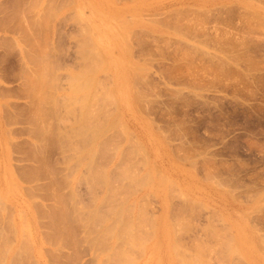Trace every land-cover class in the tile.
I'll return each mask as SVG.
<instances>
[{
	"label": "rangeland",
	"instance_id": "1",
	"mask_svg": "<svg viewBox=\"0 0 264 264\" xmlns=\"http://www.w3.org/2000/svg\"><path fill=\"white\" fill-rule=\"evenodd\" d=\"M0 199V264H264V0H0Z\"/></svg>",
	"mask_w": 264,
	"mask_h": 264
},
{
	"label": "bare ground",
	"instance_id": "2",
	"mask_svg": "<svg viewBox=\"0 0 264 264\" xmlns=\"http://www.w3.org/2000/svg\"><path fill=\"white\" fill-rule=\"evenodd\" d=\"M35 5H36V4H35ZM71 5H72V4H71ZM50 8H52V6H51ZM50 8H47V9H50ZM50 10H51V9H50ZM59 11H60V10H59ZM77 12H78L79 15H81V12H79V10H77ZM248 12H249V11H248ZM251 12H252V11H251ZM28 13H29V12H28ZM53 13H54V12H53ZM75 13H76V11H75ZM255 13H256V12H255ZM76 14H77V13H76ZM164 14H165V13H164ZM252 14H254V12H252ZM43 15H44V14H43ZM47 15H48V14H47ZM256 15H257V14H256ZM44 16H45V15H44ZM48 16H49V15H48ZM46 17H47V16H46ZM81 17H82V15H81ZM254 17H255V16H254ZM257 17H259V16H257ZM50 18H51V16H50ZM52 18H53V17H52ZM48 19H49V18H48ZM74 19H76V18H74ZM41 20H42V19H41ZM260 20H261V19H260ZM43 21H45V20H43ZM48 21H49V20H48ZM41 22H42V21H41ZM76 22H77V21H76ZM105 22H106V21H105ZM37 24H38V23H37ZM2 25H3V24H2ZM43 25H44V24H43ZM86 25H87V24H86ZM31 26H33V25H31ZM34 26H36V25H34ZM24 27H25V26H24ZM37 27H38V26H37ZM43 27H44V26H43ZM47 27H48V26H47ZM125 28H127V27H125ZM43 29H44V28H43ZM87 29H88V28H87ZM106 29H107V28H106ZM106 29H105V30H106ZM25 30H26V29H25ZM80 30H82V29H80ZM108 30H109V29H108ZM30 31H31V30H30ZM87 32H88V31H87ZM85 33H86V32H85ZM109 33H110V32H109ZM109 33H108V34H109ZM80 34H81V33H80ZM83 34H84V31H83ZM21 35H22V34H21ZM88 35H89V34H88ZM44 39H45V38H44ZM46 40H47V39H46ZM91 41H92V40H91ZM39 42H40V41H39ZM44 42H45V41H44ZM84 42H85V39H84ZM87 42H88V41H87ZM125 42H126V41H125ZM45 43H46V42H45ZM92 43H93V42H92ZM92 43H91L90 46H92V50L94 49L93 51L96 52V50H95L96 46H95V48H93V44H92ZM125 44H126V43H125ZM43 45H44V44H43ZM40 46H41V45H40ZM87 46H89V45H87ZM90 46H89V48H90ZM79 47H80V46H79ZM85 47H86V46H85ZM125 47H126V45H125ZM32 48H33V47H32ZM39 48H40V47H39ZM40 49H41V48H40ZM80 49H81V47H80ZM90 49H91V48H90ZM90 49L87 50V51H90ZM42 50H43V49H42ZM30 51H31V50H30ZM83 51H85V50H83ZM41 52H42V51H41ZM98 53H99V55H100V52L97 50V56L95 55L96 57H99V56H98ZM33 54H34V53H33ZM81 54H82V53H81ZM90 55H91V54H90ZM46 56H47V55H46ZM83 56H85V54H84ZM88 56H89V55H88ZM88 56H87V57H88ZM100 56L102 57V55H100ZM91 57H92V56H91ZM93 57H94V56H93ZM40 58H41V57H40ZM42 58H44V57H42ZM49 58H50V57H49ZM96 59L99 60L100 58H99V59L96 58ZM96 59H95V60H96ZM101 59H103V57H102ZM101 59H100V60H101ZM39 60H40V59H39ZM95 60H94V61H95ZM92 61H93V60H92ZM102 61H103V60H102ZM41 62H42V61H41ZM41 62H40V63H41ZM38 63H39V62H38ZM45 63H48V62H45ZM52 63H53V62H52ZM94 63H95V62H94ZM33 64H34V63H33ZM90 64H91V63H90ZM90 64H89V65H90ZM41 65H42V64H41ZM92 65H95V64H92ZM92 65H91V66H92ZM97 65H98V64H97ZM97 65H96V67H97ZM42 66H43V65H42ZM51 66H53V65H51ZM55 66H56V65H55ZM100 66H101V65H100ZM106 66H107V65H106ZM37 67H38V66H37ZM96 67H95V68H96ZM98 67H99V66H98ZM39 68H40V67H39ZM47 68H49V67H47ZM93 68H94V67H93ZM105 68H106V67H105ZM27 69H28V68H27ZM37 69H38V68H37ZM37 69H35V70H37ZM96 69L98 70L99 68H96ZM140 69H141V68H140ZM142 69H143V68H142ZM92 70H93V69H92ZM39 71H40V70H39ZM39 71H38V72H39ZM47 71H48V70H47ZM95 71H96V70L94 69L92 73H94ZM104 71H105V70H104ZM45 72H46V71H45ZM52 72H53V71H52ZM24 73H25V72H24ZM84 73H85V71H84ZM51 74H52V73H51ZM90 74H91V73H90ZM90 74H88V76H89ZM134 74H135V73H134ZM46 75H47V74H46ZM48 75H49V74H48ZM54 75H55V74H54ZM80 75H81V74H80ZM82 75H83V73H82ZM84 75H87V74L85 73ZM73 76H74V77L76 76L75 78H76V80H77V73H76V75L73 74ZM52 77H53V75H52ZM83 77H84V76H83ZM85 77H86V76H85ZM90 77H92V76H90ZM71 78H73V77H71ZM88 78H89V77H88ZM136 78H137V76H136ZM48 79H49V78H48ZM54 79H55V78H54ZM73 79H74V78H73ZM81 79H82V80L84 79V81H85V78H82V77H81ZM91 79H92V78H91ZM91 79L88 80V81H86V82L91 81ZM44 80H45V78H44ZM44 80H43V81H44ZM74 80H75V79H74ZM82 80H80V79L78 78V81L82 82ZM93 80H95L94 77H93ZM24 81H25V80H24ZM26 81H27V80H26ZM40 81H42V79H41ZM51 81H53V80H51ZM133 81H134V80H133ZM133 81H132V82H133ZM44 82H45V81H44ZM72 82H73V81H72ZM80 82H77V83H78L77 85H79ZM91 82H92V81H91ZM91 82H90V83H91ZM31 83H33V82H31ZM90 83H89V84H90ZM42 84H43V83H42ZM47 84H48V83H47ZM55 84H56V83H55ZM80 84H81V83H80ZM85 84H87V83H85ZM93 84H94V83H93ZM93 84H92V85H93ZM95 84H98V83L96 82ZM35 85L37 86L38 84H35ZM35 85H34V87H35ZM45 85H46V84H45ZM28 86H29V85H28ZM82 86H83V85H82ZM88 86H89V85L87 84V86H83V87L86 88V90H87V87H88ZM90 86H91V85H90ZM95 86H96V85H95ZM32 87H33V86H32ZM41 87H42V86H41ZM44 87H46V86H44ZM74 87H76V86H73V85H72V88H74ZM83 87H82V88H83ZM96 87H97V86H96ZM24 88H25V87H24ZM38 88H39V87H38ZM77 88H78V87H77ZM79 88H80V86H79ZM88 88H89V87H88ZM94 88H95V87H94ZM94 88H93V89H94ZM40 89H41V88H40ZM74 89H75V88H74ZM93 89H92V90H93ZM28 90H29V89H28ZM37 90H38V89H37ZM37 90H36V91H37ZM48 90H49V89H48ZM48 90H47V91H48ZM52 90L55 91L54 89H52ZM82 90H84V89H82ZM82 90L80 89V91H82ZM110 90H112V89H110ZM34 91H35V90H34ZM75 91H77L78 93L80 92L79 89H78V90H75ZM75 91H74V93H75ZM90 91H91V90H90ZM87 92H88V91H87ZM87 92H84V93H86V95H87ZM92 92H93V91H92ZM111 92H113V91H110V93H111ZM32 93H33V92H32ZM78 93H76V95H77ZM88 94H89V92H88ZM94 94H96V93H94ZM94 94H93V95H94ZM81 95H83V94H81ZM84 95H85V94H84ZM86 95H85V98H86ZM90 95L92 96V94H90ZM90 95H89V96H90ZM97 95H98V94H97ZM105 95H106V94H105ZM107 95H108V94H107ZM107 95H106V99H104V100H109V99H111V98H108V99H107V97H109V96H110V97H113L112 94H111V95L109 94L108 96H107ZM33 96H34V95H33ZM33 96H32V97H33ZM43 96H44V95H43ZM49 96H51V95H49ZM41 97H42V96H41ZM51 97H53V94H52ZM72 97H73V96H72ZM42 98H43V97H42ZM46 98H47V97H46ZM68 98H69V97H68ZM73 98H74V97H73ZM78 98H79V97H78ZM78 98H77V100H78ZM82 98H84V97H82ZM90 98H91V97H90ZM96 98H97V97H96ZM101 98H103V97H101ZM35 99H36V98H35ZM53 99H54V98H53ZM74 99H75V98H74ZM74 99H73V100H74ZM79 99H80V98H79ZM113 99H114V97H113ZM113 99H112V100H113ZM31 100H32V99H31ZM70 100H71V98H70ZM81 100H82V99H81ZM84 100H85V99H84ZM92 100H93V99H92ZM98 100H99V99H98ZM104 100H103V102H105ZM39 101H40V100H39ZM51 101H52V100H51ZM53 101H54V100H53ZM53 101H52V102H53ZM57 101H58V100H56V102H57ZM67 101H68V100H67ZM71 101H72V100H71ZM82 101H83V100H82ZM82 101H80V100L78 101V102H80V106H82L83 104H86V103L84 102V103L81 105V102H82ZM88 101H91V100H88ZM114 101H116V100H114ZM33 102H34V101H33ZM44 102H45V101H44ZM44 102H43V103H44ZM46 102H47V101H46ZM58 102H59V101H58ZM64 102H65V101H64ZM86 102H87V101H86ZM97 102H98V101H97ZM108 102H109V101H106L105 103L107 104ZM36 103H37V102H36ZM53 103H55V102H53ZM66 103H67V102H66ZM68 103H69V101H68ZM88 103H89V102H88ZM88 103H87V104H88ZM95 103H96V102H95ZM100 103H101V102H100ZM100 103H99V105H100ZM105 103H104V104H105ZM109 103H110V102H109ZM109 103H108V104H109ZM111 103H112V102H111ZM111 103H110V105H111ZM41 104H42V102H41ZM76 104H77V103H76ZM76 104H75V105H76ZM90 104H91V102L89 103V105H90ZM42 105H43V104H42ZM48 105H49V104H47V106H48ZM60 105H62V104H60ZM72 105H73V104H72ZM92 105H93V104H92ZM92 105H91V107H92ZM99 105H98V106H99ZM35 106H36V105H35ZM37 106H38V105H37ZM40 106H41V105H40ZM73 106H74V105H73ZM86 106H87V105H86ZM86 106H83L84 108H82V109H85ZM101 106L104 108V106H103L102 104H101ZM101 106H100V109H101ZM38 107H39V106H38ZM53 107H54V106H53ZM68 107H69V106H68ZM71 107H72V106H71ZM91 107H90V108H91ZM94 107H95V106H94ZM59 108H60V107H59ZM59 108H58V109H59ZM74 108H75V107H74ZM90 108H89V109H90ZM92 108H93V107H92ZM97 108H98V107H97ZM60 109H61V108H60ZM71 109H72V108H71ZM76 109H77V108H76ZM79 109H80V108H79ZM79 109H78V110H79ZM106 109H107V108H106ZM32 110H33V109H32ZM32 110H30V111H32ZM37 110H38V109H37ZM37 110H36V111H37ZM42 110H43V109H42ZM65 110H66V109H65ZM90 110H91V109H90ZM96 110H97V109H96ZM34 111H35V110H34ZM63 111H64V110H63ZM82 111H83V110H81V112H82ZM85 111H86V109H85ZM87 111H88V110H87ZM93 111L95 112V109H94ZM99 111H100V110H99ZM99 111H98V112H99ZM58 112H60V111H58ZM69 112H70V111H69ZM69 112H68V113H69ZM72 112H73V110H72ZM77 112H78V111H77ZM88 112H90V111H88ZM101 112H102V111H101ZM30 113H31V112H30ZM45 113H47V112L45 111ZM45 113H44V114H45ZM63 113H64V112H63ZM78 113H80V112H78ZM78 113H77V114H78ZM86 113H87V112H86ZM91 113H92V112H91ZM102 113H103V112H102ZM34 114H35V113H34ZM70 114H71V113H70ZM97 114H99V113H97ZM104 114H105V113H104ZM32 115H33V114H32ZM35 115H36V114H35ZM46 115H47V114H46ZM84 115H85V113H84ZM87 115H88V113H87ZM89 115H90V113H89ZM93 115H95V114H93ZM100 115H101V114H100ZM100 115H99V116H100ZM38 116H39V115H38ZM60 116H61V115H60ZM70 116H71V115H70ZM82 116H83V114H82ZM96 116H97V115H96ZM110 116H111V115H110ZM116 116H117V115H116ZM48 117H49V116H48ZM78 117H80V116H78ZM42 118H43V116H42ZM44 118H47V116H45ZM62 118H63V117H62ZM66 118H67V117H66ZM76 118H77V117H75V119H76ZM84 118H85V117H84ZM87 118H88V117H87ZM89 118H90V117H89ZM89 118H88V119H89ZM93 118H94V120L96 121V118H95L94 116H93ZM106 118H107V117H106ZM106 118H104V120H105ZM80 119H82V118L80 117ZM80 119H79V120H80ZM88 119H87V120H88ZM98 119H99V117H98ZM98 119H97V120H98ZM115 119H117V118H115ZM115 119H113V120H115ZM118 119H119V118H118ZM35 120H36V119H35ZM52 120H53V119H52ZM76 120H77V119H76ZM84 120H85V119H84ZM89 120H90V119H89ZM89 120H88V122H89ZM92 120H93V119H92ZM94 120H93V121H94ZM107 120H108V119H107ZM107 120H106L105 123H106L107 125H109V126H110V124H111L112 122L115 123L113 120H111L110 124H108V123H107ZM36 121H37V120H36ZM41 121H42V119H41ZM90 121H91V120H90ZM98 121H99V120H98ZM117 121H118V120H117ZM50 122H51V121H50ZM68 122H69V121H68ZM79 122H80V121H79ZM79 122H77V124H79ZM99 122H100V121H99ZM102 122H103V121H101V123H99V125H100V124H104V123H102ZM108 122H109V120H108ZM53 123H54V122H53ZM81 123H83L82 120H81ZM94 123H95V122H94ZM94 123L92 124V125L94 126V127H92V128H95V129H91V130H95V132L98 130V131L96 132V135H97L100 131H99V128L96 129V127H99V125H98V126L96 125V127H95ZM96 123H97V121H96ZM96 123H95V124H96ZM43 124H44V123H43ZM58 124H59V123H58ZM84 124L86 125V122H85ZM88 124L90 125V123H88ZM75 125H76V124H75ZM92 125H90V126H92ZM107 125H104V127H106ZM37 126H38V125H37ZM67 126H68V125H67ZM77 126H78V125H77ZM111 126H112V124H111ZM47 127H48V126H47ZM71 127H72V125H71ZM73 127H74V125H73ZM80 127H81V126H80ZM100 127L102 128V126H100ZM52 128H53V127H52ZM101 128H100V129H101ZM110 128H111V127H110ZM33 129H34V128H33ZM65 129H66V128H65ZM67 129H68V128H67ZM72 129H73V128H72ZM79 129H80V128H79ZM79 129H78V130H79ZM84 129H86V128H84ZM107 129H109L108 126H107ZM37 130H38V129H37ZM59 130H60V129H59ZM68 130H69V129H68ZM73 130H74V129H73ZM82 130H83V129H82ZM89 130H90V129H89ZM102 130H103V128H102ZM105 130H106V129H104L103 131H105ZM54 131H55V130H54ZM79 131H81V130H79ZM79 131H78V133H80ZM86 131H87V130H86ZM103 131H101V132H103ZM106 131H107V130H106ZM106 131H105V132H106ZM37 132H39V131H37ZM40 132H41V131H40ZM45 132H46V131H45ZM47 132H48V131H47ZM64 132H66V131H64ZM67 132H68V131H67ZM72 132H73V131H71L70 133H72ZM74 132H75V131H74ZM91 132H92V131H91ZM108 132H109V130H108ZM49 133H50V132H49ZM56 133H57V132H56ZM81 133H84V132L81 131ZM85 133H86V132H85ZM87 133H88V132H87ZM103 133H104V132H103ZM106 133H107V132H106ZM93 134L95 135L94 132H93ZM40 135H43V134H40ZM40 135L38 134V135H36V136H40ZM64 135H65V134H64ZM82 135H83V134H82ZM82 135H81V137H82ZM100 135H102V134H100ZM33 136H34V135H33ZM52 136H53V135H52ZM66 136H67V135H66ZM85 136H86V135H85ZM85 136H84V137H85ZM97 136H98V135H97ZM103 136L106 137L107 135H102L101 138H103ZM40 137H42V136H40ZM55 137H56V136H55ZM72 137H73V136H72ZM72 137H71V138H72ZM84 137H83V138H84ZM67 138H70V137L67 136L66 139H67ZM87 138H89V136L86 137V138H84V139H87ZM36 139H37V138H36ZM42 139H44V138L42 137ZM42 139H41V141H43ZM60 139H61V138H60ZM72 139H73V138H72ZM78 139H79V138H78ZM91 139L93 140V137H91ZM98 139H100V137H99ZM104 139H105V138H104ZM104 139H103V141H104ZM38 140H39V139H38ZM55 140H56V139H55ZM81 140H82V139H81ZM88 140H90V139H88ZM94 140H95V138H94ZM105 140H107V139H105ZM41 141H38V142H41ZM82 141H83V140H82ZM85 141H86V140H85ZM95 141H96V140H95ZM103 141H102V142H103ZM107 141H108V140H107ZM107 141H105V142H107ZM46 142H47V141H46ZM99 142H100V141H99ZM99 142H98V144H99ZM84 143H85V142H84ZM84 143L82 142L81 145L84 144ZM89 143H90V142H89ZM91 143H92V141H91ZM91 143H90V144H91ZM39 144H40V143H38V146H39ZM41 144H42V143H41ZM44 144H45V143H44ZM77 144H78V143H77ZM90 144H89V145H90ZM92 144H94V141H93ZM98 144H97V145H98ZM103 144H104V142H103ZM103 144H101V145H103ZM105 144H106V143H105ZM89 145H88V146H89ZM98 146L100 147V145H98ZM79 147H80V146H79ZM79 147H78V149H79ZM90 147H91V146H90ZM39 148H40V147H39ZM41 148H43V147L41 146ZM41 148H40V149H41ZM82 148H83V146H82ZM84 148H85V147H84ZM86 148H87V147H86ZM115 148H116V147H115ZM35 149H36V148H35ZM101 149H102V148H101ZM87 150H90V149H87ZM95 150H96V149H95ZM99 150H100V149H99ZM80 151H81V150H80ZM91 151H92V150H91ZM97 151H98V150H97ZM105 151H106V150H105ZM108 151H109V149H107V153H108ZM32 152H33V151H32ZM83 152H84V151H83ZM99 152H100V151H99ZM41 153H42V152H41ZM93 153H94V151H93ZM80 154H81V152H80ZM88 154H89V152H88ZM96 154H97V152H96ZM102 154H103V153H102ZM78 155H79V154H78ZM78 155H77V156H78ZM85 155H87V154H85ZM92 155H95V154H92ZM92 155H91V156H92ZM79 156H80V155H79ZM87 156H88V155H87ZM87 156H85V157H87ZM99 156H100V155H99ZM83 157H84V156H83ZM88 157H89V156H88ZM93 157H94V156H93ZM96 157H97V156H96ZM76 159H77V158H76ZM78 159H79V161H80V158H79V157H78ZM93 159H94V158H93ZM93 159H92V161H93ZM95 159H96V158H95ZM84 160H85V159H84ZM90 160H91V158H90ZM90 160L87 162V163H88V166H91V165H90L91 163L89 164V162H92V161H90ZM41 161H42V160H41ZM95 162H96V161H95ZM92 164H93V163H92ZM95 164H96V163H95ZM85 165H86V164H85ZM88 166H85V167H88ZM78 167H79V166H78ZM85 167H84V168H85ZM91 167H93V166H91ZM95 167H96V166H95ZM97 167H98V166H97ZM98 168H99V167H98ZM102 168H104V166H103ZM76 169H77V168H76ZM89 169H90V171H88L89 173H87V174H90V172H92V169H91L90 167H89ZM89 169H88V170H89ZM96 169H97V168H95V170H96ZM99 170H100V169H99ZM104 172H105V171H104ZM96 173H98V172H96ZM99 173H100V171H99ZM87 174H85V175L88 176ZM91 174H92V173H91ZM102 174H103V173H102ZM106 174H107V173H106ZM93 175H94V174H93ZM97 176H98V175H97ZM97 176H96V177L93 176V178L99 179V178H97ZM106 176L108 177V175H106ZM106 176H105V177H106ZM114 176H116V175H114ZM84 177H85V176H84ZM99 177H100V176H99ZM105 177H104V178H105ZM109 177H110V176H109ZM91 178H92V177H91ZM119 178H120V177H119ZM84 179H85V178H84ZM89 179H90V178H89ZM108 180H109V179H108ZM108 180H107V181H108ZM110 180H111V179H110ZM90 181H92V180H90ZM94 181H95V179H94ZM84 182L86 183V180H85ZM102 183H103V181H102ZM117 183H118V182H117ZM121 183H122V182H121ZM103 184H104V183H103ZM109 184H111V182H109ZM53 185H54V184H53ZM89 185H90V184H89ZM91 185H92V184H91ZM96 185H97V184H96ZM106 185H107V184H106ZM106 185H105V186H106ZM119 185H120V184H119ZM87 186H88V184H87ZM93 186H95V184L92 185V187H93ZM103 186H104V185H103ZM103 186H102V187H103ZM105 186H104V187H105ZM109 186H110V185H109ZM116 186H117V185H116ZM116 186H115V187H116ZM13 187H14V186H13ZM73 187H74V186H73ZM88 187H89V186H88ZM88 187H87V188H88ZM92 187H91V188H92ZM102 187H101V188H102ZM104 187H103V188H104ZM107 187H108V186H107ZM91 188H90V189H91ZM93 188H95V187H93ZM121 188H122V187H121ZM121 188H120V189H121ZM88 189H89V188H88ZM105 189H106V188H105ZM117 189H118V188H117ZM120 189H119V190H120ZM111 190H112V189H111ZM115 190H116V188H115ZM87 191H88V190H87ZM108 191H109V190H108ZM74 192H75V191H74ZM90 192H91V191H90ZM110 192H111V191H110ZM115 192H118V191H115ZM121 192H122V191H121ZM71 193H72V192H71ZM118 193H119V192H118ZM55 194H56V193H55ZM116 194H117V193H116ZM107 195H108V194H107ZM120 195H121V194H120ZM109 196H111V195H109ZM55 197H57V196H55ZM103 197H104V196H103ZM115 197H117V196H114V198H115ZM104 198H105V197H104ZM104 198H103V199H104ZM109 198H110V197H109ZM109 198H108V199H109ZM58 199H59V198H58ZM95 199H96V198H95ZM103 199H102V200H103ZM105 199H107V197H106ZM111 199H112V198H111ZM0 200H1V199H0ZM73 200H74V199H73ZM92 200H93V199H92ZM116 200H117V198H116ZM116 200H115V201H116ZM119 200H120V199H119ZM2 201H3V200H2ZM95 202H96V201H95ZM97 202H98V201H97ZM100 202L102 203L101 200L99 201V203H100ZM115 203H116V202H115ZM120 203H121V202H120ZM120 203H119V204H120ZM102 204H103V203H102ZM119 204H118V205H119ZM4 205H5V204H4ZM94 205H95V203H94ZM99 205L101 206V204H99ZM115 205L117 206V204H115ZM119 206H120V205H119ZM92 207H93V206H92ZM117 207H118V206H117ZM132 207H133V206H132ZM132 207H131V208H132ZM100 208H101V207H100ZM105 208H106V207H105ZM115 208H116V207H115ZM94 210H96V211H94V212H97V209H95V207H94ZM118 210H119V208H118ZM120 210H121V209H120ZM125 210H126V209H125ZM1 211H2V210H1ZM88 211H90V210H88ZM108 211H109V210H108ZM111 211H112V210H111ZM121 211H122V210H121ZM127 211H128V210H127ZM98 212H99V209H98ZM112 212H113V211H112ZM114 212H115V211H114ZM117 212L119 213V211H117ZM92 213H93V212H92ZM101 213H102V212H101ZM109 213H110V212H109ZM89 214H90V213H89ZM106 214H107V213H106ZM110 214H111V213H110ZM112 214H113V213H112ZM119 214H121V212H120ZM92 215H96V214L93 213ZM103 215H104V214H103ZM114 215H115V214H114ZM116 215H117V214H116ZM122 215H123V214H122ZM90 216H91V214H90ZM90 216H88L87 218H90ZM120 216H121V215H120ZM92 217H93V216H92ZM94 217H95V216H94ZM96 217L98 218V215H97ZM9 218H10V217H9ZM59 218H60V217H58V219H59ZM61 218H62V217H61ZM99 218H100V217H99ZM93 219H95V218H93ZM100 219H101V218H100ZM104 219H105V218H104ZM108 219H110V218H108ZM4 220H5V219H4ZM64 220H65V219H64ZM98 220H99V219H98ZM115 220H116V219H115ZM118 220H119L118 222L122 223V222H121L122 219L120 220V218H118ZM7 221H9V220H7ZM105 221H106V220H105ZM89 222H90V221H89ZM57 223L62 224V223L59 222V221H58ZM111 223H112V222H111ZM123 223H124V222H123ZM123 223H122L121 225H123ZM126 223H127V222H126ZM137 223H138V222H137ZM23 224H24V223H23ZM82 224H86V223H82ZM116 224H117V223H116ZM109 225H110V224H109ZM11 226H12V225H11ZM55 226L58 227V225H56V224H55ZM62 226H63V225H62ZM62 226L59 227V228H55V229H56V230H57V229L60 230V228H62ZM67 226H68V225H67ZM83 226H84V225H83ZM101 226H102V225H101ZM123 226H124V225H123ZM123 226H122V227H123ZM128 226H129V225H128ZM130 226H132V225L130 224ZM130 226H129V227H130ZM64 227H65V228H64ZM64 227H63V229H66V226H64ZM106 227H108V226H105V228H106ZM111 227H112V226H111ZM122 227H120V228L122 229ZM125 227H126V226H125ZM51 228H52V227H51ZM105 228H104V229H105ZM127 228H128V227H127ZM131 228L133 229L134 226L131 227ZM136 228H137V226H136ZM11 229H12V227H11ZM128 229H129V228H128ZM132 229H129V230L132 231ZM106 230H107V231H106ZM108 230H109V228H106V229H105V232H107V235L109 234V233H108ZM126 230H127V229H126ZM14 231H15V230H14ZM54 231H55V230H54ZM65 231H66V230H65ZM112 231H114V229H113ZM112 231H111V232H112ZM131 231H129V232H131ZM58 232H59V231H58ZM62 232H63V230H62ZM69 232H70V231H69ZM100 232H101V231H100ZM114 232H115V231H114ZM119 232H120V230H119ZM119 232H118V233H119ZM125 232H127V231H125ZM65 233H66V232H65ZM83 233H84V232H83ZM103 233H104V232H103ZM103 233H102V234H103ZM121 233H122V232H121ZM13 234H14V233H13ZM60 234H61V233L59 232V235H60ZM85 234H86V233H85ZM104 234H106V233H104ZM116 234H117V232H116ZM56 235L58 236V234H56ZM126 235H129V234H126ZM130 235H131V233H130ZM132 235H133V234H132ZM134 235H135V234H134ZM137 235H138V234H137ZM60 236H61V235H60ZM60 236H59V238H60ZM103 236H105V235H103ZM61 237H62V236H61ZM95 237H96V236H95ZM112 237H113V234H112ZM129 237L131 238V236H128V238H129ZM134 237H135V236H134ZM134 237H133V238H134ZM23 238H24V237H23ZM65 238H66V237H65ZM100 239H102V238H100ZM135 239H136V238H135ZM137 239H138V238H137ZM59 240H60V239H59ZM59 240H58V241H59ZM95 240H96V239H95ZM110 240H111V239H110ZM106 241H107V240H106ZM106 241H105V242H106ZM133 241H134V239H133ZM26 242H27V241H26ZM101 242H102V241H101ZM108 242H109V241H108ZM131 242H132V241H131ZM96 243H97V242H96ZM136 243H137V242H136ZM97 244H98V243H97ZM103 244H104V243H103ZM134 244H135V243H134ZM91 245H92V244H91ZM107 245H108V244H107ZM136 245H137V244H136ZM60 246H61V245H60ZM104 246H105V245H104ZM134 246H135V245H134ZM137 246H138V245H137ZM137 246H136V247H137ZM56 247H57V246H56ZM30 249H31V248H30ZM105 249H106V248H105ZM133 249H134V248H133ZM105 251H106V250H105ZM105 251H104V252H105ZM102 252H103V251H102ZM111 252H112V251H111ZM114 252H115V251H114ZM119 252H120V251H119ZM29 254H31V253L29 252ZM112 255H115V254H112ZM117 255H118V254H117ZM107 256H108V255H107ZM121 257H122V256H121ZM121 257H120V258H121ZM104 258H107V257L105 256ZM109 258H113V257L111 256V257H109ZM109 258H108V261H109ZM117 258H118V256H117ZM123 259H124V257H123ZM34 260H35V259H34ZM104 260L107 262V259H104ZM111 260H112V259H111ZM113 260H114V259H113ZM183 260H184V259H183ZM183 260H182L181 263L184 264L185 261H183ZM111 262H112V261H111ZM114 262H115V261H114ZM114 262H113V263H114ZM108 263H109V262H108ZM115 263H116V262H115ZM178 263H179V262H178ZM185 263H186V262H185ZM118 264H119V263H118Z\"/></svg>",
	"mask_w": 264,
	"mask_h": 264
}]
</instances>
